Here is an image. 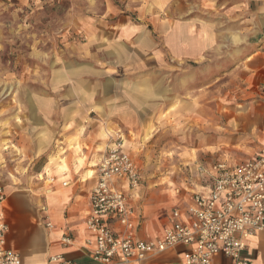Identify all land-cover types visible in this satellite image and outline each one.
Masks as SVG:
<instances>
[{
  "label": "crops",
  "instance_id": "crops-1",
  "mask_svg": "<svg viewBox=\"0 0 264 264\" xmlns=\"http://www.w3.org/2000/svg\"><path fill=\"white\" fill-rule=\"evenodd\" d=\"M124 4L110 7L109 20H85L77 27L81 40L52 61L35 97L40 116L35 124L45 129L39 132L40 148L58 143L46 155L43 180L0 176L7 195L0 205L9 227L7 246L20 252L24 264H62L50 261L57 255L70 264H99L86 248L91 238L86 217L115 130L125 133V149L135 159L150 127L169 126L185 136L187 127L200 128L197 152L187 145L177 151L191 163L182 193L173 183L156 186L149 197L142 183L136 190L124 188L135 237L144 240L161 238L175 222V209L190 217L194 195L205 194L213 181L214 164L235 165L264 149V0ZM201 62L209 80L195 96L191 75L178 86V69ZM64 235L72 238L70 244L62 241ZM190 248L179 245L144 261L115 264H185ZM243 256L264 264V230L248 239ZM212 264L233 261L220 252Z\"/></svg>",
  "mask_w": 264,
  "mask_h": 264
},
{
  "label": "rangeland",
  "instance_id": "rangeland-1",
  "mask_svg": "<svg viewBox=\"0 0 264 264\" xmlns=\"http://www.w3.org/2000/svg\"><path fill=\"white\" fill-rule=\"evenodd\" d=\"M112 5L122 9L125 4L124 0H0V176L3 180H17L15 176L43 180L40 172L46 155L55 150L57 140L44 152L40 148L39 132L45 129L35 124L36 120L40 121L34 111L35 97L46 82L52 61L74 40H81L77 27L85 20H109L106 14ZM187 75L189 78L191 75L189 85L198 96L209 80L205 78V63L180 67L178 86L185 85ZM197 113L195 110V116ZM170 129L150 127L141 137L142 149L133 152L145 197L162 184L173 183L172 186L180 187L175 190L182 193V187L190 180L191 163L181 159L177 151L187 145L197 152L200 128L187 127V136ZM112 133L111 143L117 133L124 136L125 142L122 130ZM180 133L183 134L179 137ZM185 138L189 141H181Z\"/></svg>",
  "mask_w": 264,
  "mask_h": 264
},
{
  "label": "built area",
  "instance_id": "built-area-1",
  "mask_svg": "<svg viewBox=\"0 0 264 264\" xmlns=\"http://www.w3.org/2000/svg\"><path fill=\"white\" fill-rule=\"evenodd\" d=\"M212 170L207 192L194 195L190 217L175 209V222L161 238L137 239L134 210L124 188L138 189L141 177L135 159L125 149L124 136L117 133L98 166L90 193L86 225L91 238L86 248L91 257L99 264L130 263L187 245L191 248L184 254L185 264H212L220 252L233 264H251L243 253L248 239L264 230V149L235 165L216 163ZM6 198L0 185V205ZM46 225L52 227L51 222ZM8 230L0 210V264H24L20 252L7 246ZM62 241L70 244L72 238L64 235ZM50 261L70 264L62 255Z\"/></svg>",
  "mask_w": 264,
  "mask_h": 264
}]
</instances>
